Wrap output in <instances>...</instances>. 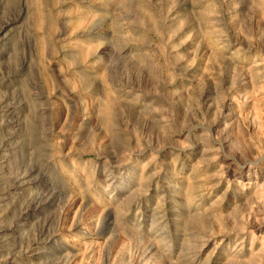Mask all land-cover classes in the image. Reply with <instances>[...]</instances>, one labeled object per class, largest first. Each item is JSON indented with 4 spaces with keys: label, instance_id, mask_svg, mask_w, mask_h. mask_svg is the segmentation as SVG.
I'll use <instances>...</instances> for the list:
<instances>
[{
    "label": "rangeland",
    "instance_id": "rangeland-1",
    "mask_svg": "<svg viewBox=\"0 0 264 264\" xmlns=\"http://www.w3.org/2000/svg\"><path fill=\"white\" fill-rule=\"evenodd\" d=\"M0 163L19 264H264V0H0Z\"/></svg>",
    "mask_w": 264,
    "mask_h": 264
},
{
    "label": "bare ground",
    "instance_id": "bare-ground-1",
    "mask_svg": "<svg viewBox=\"0 0 264 264\" xmlns=\"http://www.w3.org/2000/svg\"><path fill=\"white\" fill-rule=\"evenodd\" d=\"M3 168H4L3 163H0V174L2 173V171H4ZM12 178H14V177H12ZM5 180H3V181L0 180V209L3 208L2 209L3 211H5V209L7 210L8 208H10V209L13 208L11 206L13 205L14 201L16 202L15 197L18 194H20L22 190L25 189V188L23 189V186L25 184H31L30 178L26 182H20L19 184L18 183L14 184L11 181H10L11 184H9L10 183L9 179H5ZM5 182H9V183L4 184ZM24 209H26V208H24ZM25 212H27V209L25 211L23 210L22 213L20 212V213L16 214L15 216H13L10 219L11 222L10 223L8 222L9 225H7V226L2 225L3 227H0V239H2L0 241V264H14V263L19 264L21 259L22 260L24 258H25V260L27 259V257H25V254H27L29 256V254L31 253V249L32 250H37V249L38 250H44V246L47 244V242L49 240V239H43V240L38 239L36 242L37 245L32 246V247H35V246L36 247L35 248L29 247L31 249H29V251L25 250V254H23V255H19L23 252V249H21V248L20 249L10 248L9 245L6 244V241H7L6 237H8L9 234H12L13 232H16L17 230L19 231L21 228L27 226L26 222L29 219V217L24 216ZM5 214L2 215V213H0V216H3V220H5L4 219ZM7 214H6V217H8ZM60 237L61 236H59L58 238H60Z\"/></svg>",
    "mask_w": 264,
    "mask_h": 264
}]
</instances>
